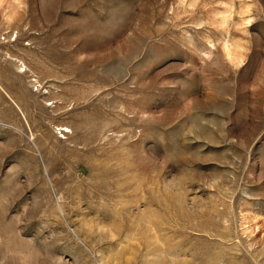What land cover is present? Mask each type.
I'll use <instances>...</instances> for the list:
<instances>
[{
    "label": "rangeland",
    "instance_id": "374dc122",
    "mask_svg": "<svg viewBox=\"0 0 264 264\" xmlns=\"http://www.w3.org/2000/svg\"><path fill=\"white\" fill-rule=\"evenodd\" d=\"M0 264H264V0H0Z\"/></svg>",
    "mask_w": 264,
    "mask_h": 264
}]
</instances>
